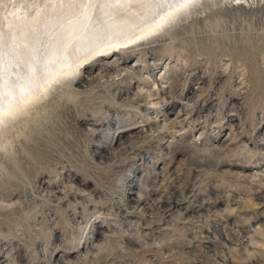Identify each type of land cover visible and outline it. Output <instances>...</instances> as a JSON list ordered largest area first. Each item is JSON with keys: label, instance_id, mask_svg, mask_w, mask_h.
<instances>
[{"label": "rangeland", "instance_id": "obj_1", "mask_svg": "<svg viewBox=\"0 0 264 264\" xmlns=\"http://www.w3.org/2000/svg\"><path fill=\"white\" fill-rule=\"evenodd\" d=\"M11 1L0 108L71 53L65 8ZM177 12L0 114V264H264V0Z\"/></svg>", "mask_w": 264, "mask_h": 264}, {"label": "bare ground", "instance_id": "obj_2", "mask_svg": "<svg viewBox=\"0 0 264 264\" xmlns=\"http://www.w3.org/2000/svg\"><path fill=\"white\" fill-rule=\"evenodd\" d=\"M17 1H19V3L20 2L23 3L24 1H28V0H17ZM171 1L172 0H37L36 3L37 2L38 3L36 7L38 8H42V9L51 8L55 10L57 8H65V11L63 12L64 15L62 14V16L66 22L58 28L51 41L49 40L50 42L48 47L45 49L44 58L46 59L53 55L55 56L54 58L55 60L56 54L58 55V52L60 51L62 46H65V50L66 48H69V51L71 53L70 55H66V57L64 58L62 57V59L60 61H57L56 63H55L56 60L55 61L53 60L54 64L52 65V67L50 66V69L45 74L43 73V77L42 78L40 77L41 79L38 77L39 81L40 80L42 81L43 79L42 84L35 86L33 85V82H35L34 80H30V82L28 81V84L26 83L27 85L24 88V90H22L23 97H19V100L17 99L18 100V103L16 102L17 106L10 107L11 106L10 102H9L10 106L7 105L8 103H6V105L4 104L1 106L0 114H5V115L9 114L11 113V111L15 110L17 107H20L21 105H25L26 103H31L38 100L41 96H43L40 95V90L46 91L47 88L51 87L49 83L53 82L54 80L60 77H67L73 74L75 75L78 72V70L84 67L89 60L95 58L96 56H99V54L101 53L106 54L105 52H107V50L109 49H113L115 51V49H121V47L124 46L127 47L131 46L133 43L140 41L146 36H150L151 34L158 32L160 29H162L164 24L168 22V18L170 16H172L179 10H183V8L186 9V7H188L192 3V0H187V2H184L183 0V2H179V3L177 2V5L175 6H171L169 5ZM11 2H13V4L16 3L17 5V2H15V0H12ZM38 4L40 7L38 6ZM19 7H23V6L20 5ZM11 8L14 10L13 7ZM26 8L24 7V9ZM19 14H21L23 20H25L24 18L29 16L31 13H26L25 11L24 13H22V11L21 12L19 11ZM14 15L13 16L11 15V17L9 16L10 17L9 21L12 22L13 20L17 21V18L20 15L17 14L18 15L17 17ZM67 18L70 20H68ZM26 21H24V23H26ZM54 22L56 23V21ZM45 25L48 24H44V26ZM5 28H7V26ZM24 29L28 34L27 28L25 26ZM53 31H51V33ZM41 33H43L42 30ZM27 36H28L27 38L29 39L30 35L28 34ZM75 38H79L77 41L80 40L81 46H79L80 45L79 42H78L79 45L77 46L73 44L76 46L75 51H73L71 50L73 46L71 40L72 39L74 40ZM45 39L46 38H44V40ZM73 43H76V41ZM26 44L27 45L22 44L15 48V51L19 53L22 56V58L25 57L26 55V53H24L25 50L27 49V53H28L30 51L29 48H31L30 47L31 42L29 40L26 42ZM23 48L25 49L23 50ZM59 58L61 57L59 56ZM27 69H29V66ZM22 78L23 77H21V79ZM34 79L36 80L37 78L34 77ZM1 92L3 93V91ZM7 95L5 93V96Z\"/></svg>", "mask_w": 264, "mask_h": 264}, {"label": "snow or ice", "instance_id": "obj_3", "mask_svg": "<svg viewBox=\"0 0 264 264\" xmlns=\"http://www.w3.org/2000/svg\"><path fill=\"white\" fill-rule=\"evenodd\" d=\"M177 2L179 3V2H180V0H177ZM184 2H187V0H184Z\"/></svg>", "mask_w": 264, "mask_h": 264}]
</instances>
